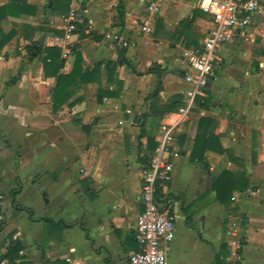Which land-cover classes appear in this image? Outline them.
Here are the masks:
<instances>
[{
	"label": "crops",
	"instance_id": "crops-1",
	"mask_svg": "<svg viewBox=\"0 0 264 264\" xmlns=\"http://www.w3.org/2000/svg\"><path fill=\"white\" fill-rule=\"evenodd\" d=\"M9 1L0 0V6ZM54 1L15 0L19 14L1 23L3 32L14 35L0 51V191L3 198L12 189L17 192L2 205V236L13 232L30 264H127L138 248L134 226L143 208L139 156L151 153L147 138L156 144L162 140L159 127L171 122L177 108L162 117L148 115L142 125L135 117L149 112L153 100L164 105L182 98L187 84L181 52L198 46L213 20L199 8L200 0H158L159 13L145 32L140 26L149 0H70L80 27L63 47L55 36L63 34L66 0L53 7ZM28 26L42 30L32 32ZM115 31L128 46L112 41L108 33ZM30 42L41 54L28 55ZM47 46L61 49L63 74L75 60L72 49L80 53L83 69L108 60L123 63L108 74L102 64L95 80L76 87L53 109L56 78L43 70ZM11 78L15 82L7 84ZM98 88L116 94L99 97ZM199 102L201 107L179 117L171 131L177 156L171 180L161 186L176 218L167 262L215 264L224 243L227 254L221 264H264V5L224 46ZM201 117L213 120V126L198 132L219 135L232 157L205 151L209 171L189 159ZM223 170L244 174L247 187L237 186L227 206L210 201L214 191L199 198L211 186L210 175ZM30 192L37 196V208L28 203Z\"/></svg>",
	"mask_w": 264,
	"mask_h": 264
},
{
	"label": "built area",
	"instance_id": "built-area-1",
	"mask_svg": "<svg viewBox=\"0 0 264 264\" xmlns=\"http://www.w3.org/2000/svg\"><path fill=\"white\" fill-rule=\"evenodd\" d=\"M263 5L264 0H200L199 8L211 15L213 23L198 46L184 48L181 52L185 64L182 78L187 88L181 91V102L175 114L170 115L171 122L160 125L163 138L155 147L149 166L142 172L140 200L143 208L134 226L138 248L130 254L127 264H168L167 252L174 238L176 218L171 208L172 200L166 196L157 198L155 193L157 185L162 186L172 177V158L177 153L171 147V131L179 117L190 113L202 100L224 46L232 40L236 30L248 26ZM159 10L158 0L148 1L145 6L147 17L140 26L142 31H150L151 18ZM78 17L73 7L61 16L63 34L55 36L57 45L66 47L69 44L77 30ZM108 36L115 43L129 45L121 32H110ZM232 244L238 246L234 241ZM232 254L236 255V252Z\"/></svg>",
	"mask_w": 264,
	"mask_h": 264
},
{
	"label": "trees",
	"instance_id": "trees-1",
	"mask_svg": "<svg viewBox=\"0 0 264 264\" xmlns=\"http://www.w3.org/2000/svg\"><path fill=\"white\" fill-rule=\"evenodd\" d=\"M24 1V0H23ZM57 1L62 0H55L53 2V7L56 4ZM69 2L70 0H66V8L62 11L64 14H66L69 11ZM17 8V9H16ZM21 12V10H20ZM11 14H19V7L15 5V0L9 1L7 4H4L0 6V51L3 48V46L13 37L14 33L12 31H9L7 33L3 32L1 29V23L2 21ZM122 11H118V17L120 21L122 20ZM78 27H80L79 24H77ZM32 32L35 29L42 30V27H27ZM57 33V32H55ZM27 53L30 57H33L32 55H39L42 52V49H35L34 48V42H30L25 46ZM73 53L75 54V60L73 62L72 68L68 73H59V68L61 67L62 60L60 58L61 56V49L54 46H47L43 49L44 52V63H43V70L45 76H48L50 73L53 72V75L56 78V82L54 85V88L51 92V101H52V108L57 109L60 107L75 91L76 87H79L81 84H85L89 81L95 80L97 76L100 73L101 65L104 64V68L108 73L114 72L115 67L118 64L123 63V60L118 61H102L100 63H97L94 67L90 69H83L81 66L82 63V57L79 52H77L75 49H72ZM153 67L148 68V71H152ZM15 82V78H11L9 81H7V84H11ZM118 85L121 87L122 81H117ZM116 93L113 90L108 89H102L98 88V96H107V97H113ZM181 102L180 97H175V99L170 100L168 103L164 105H158L156 101H151L149 105V112L143 113L139 116L135 117V121L139 122V125H142L141 120L146 118L148 115H155L162 117L166 112L172 111L176 109ZM202 103L198 102L197 106L201 107ZM213 126V120L206 117L199 118L195 123L196 133L193 136V145L190 152L189 159L191 162L198 163L200 166H202L204 169L209 171V165L207 163L206 157H205V151L211 150L215 151L217 153H226L231 156L229 153V150L226 148H223L220 142V136L213 134L211 131H208L207 134L200 133L198 131H201L203 128L205 130H209ZM144 135V132L141 130L140 137ZM156 143L152 141V138H147V150H149L150 154H145L142 156H139V161L143 165L144 169L149 166L151 154L155 150ZM232 159V157H230ZM58 170H55L51 173V176L53 178H56V173ZM211 178V186L210 188L199 198H206L208 193L211 191L215 192L214 198H212L210 201H216L221 205H229L231 202V195L232 191L237 188V186L241 187L242 189L246 188L248 185V181L245 178L244 174H233L232 172L228 170H223L221 173H219L217 176L210 175ZM1 183V179H0ZM83 189L85 192L89 193V186L86 180H83ZM12 195H16V190H11ZM157 198H160L163 196L161 191V186L157 185L156 193ZM3 198V194L0 191V264H30L25 260V256L21 253L23 250V246L19 239L17 237H13L14 233L10 232L5 236H2L5 220L3 218V208L1 205ZM13 203L15 204V200H13ZM194 203H189L187 207H193ZM18 210H21V208H17ZM22 210H25L27 213H31L30 208H22ZM194 213V210L191 211L190 216ZM32 216V215H31ZM46 224H51L53 226H56L60 228L61 222L52 221L49 219H44ZM227 254L226 244L222 243L220 245L219 252L217 253V256L215 258V264H221L222 263V256H225Z\"/></svg>",
	"mask_w": 264,
	"mask_h": 264
},
{
	"label": "rangeland",
	"instance_id": "rangeland-1",
	"mask_svg": "<svg viewBox=\"0 0 264 264\" xmlns=\"http://www.w3.org/2000/svg\"><path fill=\"white\" fill-rule=\"evenodd\" d=\"M256 42H258V39H256ZM28 181V180H27ZM12 190H16V189H12ZM30 196L28 197V203L30 204V205H32V206H34V207H38V200H37V196L34 194L33 195V193L32 192H30V194H29ZM33 195V196H32ZM12 195L10 196V195H6L3 199H2V202H1V205H3V203H8L12 198ZM52 204V203H51ZM54 204H52V206H53ZM42 206V205H41ZM51 206V207H52Z\"/></svg>",
	"mask_w": 264,
	"mask_h": 264
},
{
	"label": "water",
	"instance_id": "water-1",
	"mask_svg": "<svg viewBox=\"0 0 264 264\" xmlns=\"http://www.w3.org/2000/svg\"><path fill=\"white\" fill-rule=\"evenodd\" d=\"M13 206L14 207H16V208H18L19 207V205L16 203V204H13Z\"/></svg>",
	"mask_w": 264,
	"mask_h": 264
}]
</instances>
